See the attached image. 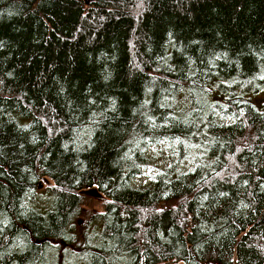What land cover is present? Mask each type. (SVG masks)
Listing matches in <instances>:
<instances>
[{
    "label": "trees",
    "instance_id": "1",
    "mask_svg": "<svg viewBox=\"0 0 264 264\" xmlns=\"http://www.w3.org/2000/svg\"><path fill=\"white\" fill-rule=\"evenodd\" d=\"M261 95L264 0H0V264H264Z\"/></svg>",
    "mask_w": 264,
    "mask_h": 264
},
{
    "label": "rangeland",
    "instance_id": "2",
    "mask_svg": "<svg viewBox=\"0 0 264 264\" xmlns=\"http://www.w3.org/2000/svg\"><path fill=\"white\" fill-rule=\"evenodd\" d=\"M254 101L256 103V105L260 106L264 103L263 101V95L261 96H257L254 98ZM159 150H161V154H158L157 156V161L155 163L157 168H163L165 167L166 164H169L171 161H174L173 159H171V155L170 153L165 149V146H159ZM154 172V171H153ZM153 172H151V175L153 174ZM151 175L150 174H146L145 176L141 177L140 179L137 180V184H141V185H146L149 183V181L151 180ZM44 193V190L42 191V194ZM90 197V196H87ZM93 199H98V198H94L91 197ZM41 200H43L46 203H49V200L47 198H41Z\"/></svg>",
    "mask_w": 264,
    "mask_h": 264
},
{
    "label": "water",
    "instance_id": "3",
    "mask_svg": "<svg viewBox=\"0 0 264 264\" xmlns=\"http://www.w3.org/2000/svg\"><path fill=\"white\" fill-rule=\"evenodd\" d=\"M83 195L94 197V198H98V199L101 198V195L95 190H90V191L83 192Z\"/></svg>",
    "mask_w": 264,
    "mask_h": 264
}]
</instances>
